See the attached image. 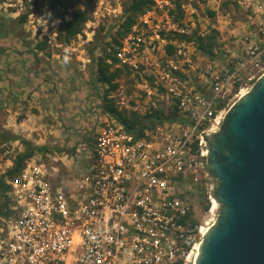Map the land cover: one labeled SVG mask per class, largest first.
<instances>
[{
  "label": "built area",
  "instance_id": "built-area-1",
  "mask_svg": "<svg viewBox=\"0 0 264 264\" xmlns=\"http://www.w3.org/2000/svg\"><path fill=\"white\" fill-rule=\"evenodd\" d=\"M124 1L98 0L92 15L119 24ZM172 3L154 0L123 37L116 66L134 81L116 78L108 94L128 119L157 116L153 126L126 129L118 113L101 112L94 135L74 147L72 176L36 154L13 175L12 159L0 162V264L193 263L201 227L218 209L203 134L264 73V1L252 4L234 50L212 57L181 38L191 30L173 20ZM27 16L33 37L55 43L44 14Z\"/></svg>",
  "mask_w": 264,
  "mask_h": 264
},
{
  "label": "rangeland",
  "instance_id": "rangeland-1",
  "mask_svg": "<svg viewBox=\"0 0 264 264\" xmlns=\"http://www.w3.org/2000/svg\"><path fill=\"white\" fill-rule=\"evenodd\" d=\"M97 1L61 0V3L51 6L44 5V2L39 0H0V43L9 50L16 48L15 54L21 62L26 58L24 60L28 64L21 63L23 64L21 67L25 68L26 76L31 75L32 88L46 93L35 97L37 107L33 105L31 92L21 95L22 99L17 100L19 104L15 101L5 104L0 100V107L3 110L7 107L16 110L13 113V110L9 112L1 109L0 132L6 131L8 136L17 137L16 140L0 142V162L8 158L12 159L18 152L23 151L26 145L22 139H26L33 145H44L47 151L35 150V154L42 160L58 166L61 174L72 176L75 173L77 160L75 158L73 162L71 157L75 149L73 152L69 149L78 145L84 133L94 135L98 129L96 124L102 111V97L106 84L95 80L96 61L103 54L104 47L109 51L112 37L116 36L115 33L120 24L110 21L106 16L94 17L92 12L96 9ZM172 1L173 20L176 23L185 26L191 32L196 29L204 34L213 28L217 32V44L221 48L234 50L236 40L243 36L249 19L253 18L250 8L257 0ZM176 2L180 3V16ZM19 3L23 5L20 11L15 5ZM78 7L87 12L88 20L83 25L82 31L65 44L58 38L63 10L68 12L70 9L71 12ZM28 11L45 15L43 20H46L47 32L51 34L56 32L55 43L47 44L42 39L43 36H40V32L33 37L35 29L32 27L30 17L27 16L23 22L18 21L19 16ZM211 11L214 15H210ZM174 15L178 20L174 19ZM164 38L169 40L178 37H172L170 33H167ZM38 42H45L46 45L35 57L29 51L35 48ZM161 46L167 49L164 43H161ZM116 67L121 69L117 79L134 81L130 71L116 66V63L109 67V71ZM41 85H43L42 89H40ZM39 101L41 107H39ZM11 111L13 116L9 117ZM8 118L11 122H7ZM24 118L27 120L25 121ZM59 120L63 124V136L60 140L52 139L48 142L46 138L43 144L35 143L34 135L36 137H39L38 133L46 135L47 131L44 128L46 123ZM3 124L7 127L5 128ZM12 129L16 133L12 132ZM215 213L217 215L218 209Z\"/></svg>",
  "mask_w": 264,
  "mask_h": 264
},
{
  "label": "water",
  "instance_id": "water-1",
  "mask_svg": "<svg viewBox=\"0 0 264 264\" xmlns=\"http://www.w3.org/2000/svg\"><path fill=\"white\" fill-rule=\"evenodd\" d=\"M203 138L218 213L192 264H264V73Z\"/></svg>",
  "mask_w": 264,
  "mask_h": 264
},
{
  "label": "trees",
  "instance_id": "trees-1",
  "mask_svg": "<svg viewBox=\"0 0 264 264\" xmlns=\"http://www.w3.org/2000/svg\"><path fill=\"white\" fill-rule=\"evenodd\" d=\"M44 2L43 4H50L51 6H55L58 3H61V0H39ZM177 4V10H179L178 15H181L180 10V3L176 2ZM153 4V0H125L123 2V10H124V18L120 22L118 29L116 30V36L112 37V42L109 46V51H107L106 47L103 48V54L100 55L97 58V67L94 71V77L95 80L106 84V90L102 97V111L101 112H109V113H118L122 123H124L126 129H133L135 128V125L142 126V127H151L156 122H153L154 119H156L157 116H149L150 120L152 122H137L138 116L131 115V117L128 119L125 114L120 112L117 107L112 102L111 98L108 97L109 92L113 87L115 86V79L120 74L121 69L116 67L113 68V70L109 71V67L115 63H117L116 58V52L119 49L121 45V41L124 36L127 35V33L131 30L132 26L137 20V17L142 14L145 10L149 9ZM30 11L21 14L18 18V21L23 22L27 14ZM67 10L63 11L62 13V20L61 24L58 28V38L62 39L63 43L68 44L70 40L76 36L78 33L82 31L83 25L88 20V15L85 10L78 7L71 11L70 16L71 18L69 20H64L63 15L66 13ZM210 15H214V12H209ZM174 19L178 20L175 15ZM216 30L211 29L208 33H206L204 36H201L198 32V30H193L189 35H182L181 38H185L186 40L190 41L193 40L196 46V49L209 57H212L215 54L214 50H220V46L216 42ZM96 36V35H95ZM45 42H38L35 44V48H29L33 56L36 57L38 51H40L44 46ZM168 52H171L173 50L172 44L166 45ZM93 49H91L92 51ZM12 52V50H9L8 48H0L1 52ZM129 71V70H128ZM158 118V117H157ZM153 119V120H152ZM17 137L15 135H7L6 131L0 132V142H4L7 140H16ZM23 143L26 145L25 149L23 151L18 152L13 158V166L7 170V173L9 175H13L17 173L21 167L23 166L24 162L30 159V157L35 154V150L39 151H47V148L44 145H33L29 140L22 139ZM69 151H74V148H70ZM0 183L3 185V188L6 187V185L1 181ZM204 208L208 207V204H203Z\"/></svg>",
  "mask_w": 264,
  "mask_h": 264
},
{
  "label": "crops",
  "instance_id": "crops-1",
  "mask_svg": "<svg viewBox=\"0 0 264 264\" xmlns=\"http://www.w3.org/2000/svg\"><path fill=\"white\" fill-rule=\"evenodd\" d=\"M0 48H6L4 46V44L0 43ZM16 49V48H14ZM12 49V52L8 51L6 52H1L0 53V100H2L5 104L7 103H13V101H15L17 104H19V102H17V100L20 98L21 95H23L24 93H28L31 92L30 94L33 96L32 100L34 102V107H37V102L35 97L37 98L41 93L40 90H35L32 88V77L31 75H27L26 76V71L24 70L25 68H22L21 66H23V64H28V62H25L24 59H22L23 62L20 61V58L17 57V55L15 54V52H17V50ZM30 60V59H29ZM21 63H23L21 65ZM25 75V76H24ZM43 88V85H41L40 89ZM46 94V93H43ZM22 99V98H20ZM19 99V100H20ZM8 101V102H6ZM3 103V104H4ZM42 105H40V101H39V107H41ZM44 106V104H43ZM1 107H0V111H1ZM10 112V110H13V113L16 112L15 109H11L9 107H7V109H4ZM2 109V111H4ZM18 110V109H17ZM13 113L11 111L9 117L13 116ZM58 119V118H57ZM2 120H4L2 118ZM24 120L26 121L27 119L24 118ZM32 120V117H31ZM9 121V118L7 120V122ZM4 122V121H1ZM11 122V121H9ZM17 122V121H15ZM48 124V125H47ZM4 126V124H3ZM5 128L7 126H4ZM45 131H47L46 135H41V133L39 134V137H36L34 135V140L35 143H40L43 144L46 141V138L48 139V142L52 141V139L60 140L63 136V124L62 122L57 121V122H49L46 123L45 126ZM12 132H15L14 129L11 130ZM44 131V132H45ZM49 132V133H48ZM16 133V132H15ZM51 138V139H50ZM29 139V138H27ZM39 141V142H37Z\"/></svg>",
  "mask_w": 264,
  "mask_h": 264
},
{
  "label": "bare ground",
  "instance_id": "bare-ground-1",
  "mask_svg": "<svg viewBox=\"0 0 264 264\" xmlns=\"http://www.w3.org/2000/svg\"><path fill=\"white\" fill-rule=\"evenodd\" d=\"M248 90H249V88H242V89L240 90V92L237 94L236 99L239 98L240 96H242L243 94H245ZM236 99H235V100H236ZM213 221H214V220L208 222L207 224H206V223H203V226L201 227V233H202V235H203V234L206 232V230L210 227V225L213 223ZM198 245H199V244H198ZM197 247H199V246H197Z\"/></svg>",
  "mask_w": 264,
  "mask_h": 264
}]
</instances>
